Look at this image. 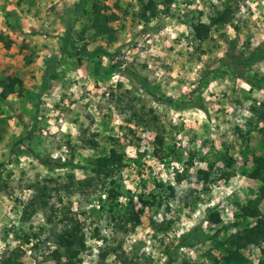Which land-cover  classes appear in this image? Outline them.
<instances>
[{"label": "rangeland", "instance_id": "374dc122", "mask_svg": "<svg viewBox=\"0 0 264 264\" xmlns=\"http://www.w3.org/2000/svg\"><path fill=\"white\" fill-rule=\"evenodd\" d=\"M262 48L264 0H0V264H258Z\"/></svg>", "mask_w": 264, "mask_h": 264}, {"label": "trees", "instance_id": "16d2710c", "mask_svg": "<svg viewBox=\"0 0 264 264\" xmlns=\"http://www.w3.org/2000/svg\"><path fill=\"white\" fill-rule=\"evenodd\" d=\"M92 13L94 14V22H98L100 17V9L99 7L95 6L94 10H92ZM197 29V28H196ZM198 38H202V34L196 32ZM68 42V35L64 36L62 39V46L61 51L64 56L69 57H75L77 61L80 63L82 61V58H89L92 59L98 54H102L105 56H108L109 53L105 51L104 49H96L93 51H90L86 48L76 49V50H70L66 44ZM264 48L258 49L257 52L250 55V61H253L257 55L262 52ZM240 78L244 79L247 83L250 84L247 79L240 75ZM13 86H9V89H5V85H3V89L0 92V97L5 98L8 93H11L13 89L11 90ZM41 162L47 166L56 165L58 167H63L65 165V162L60 161L59 159H42ZM96 169L95 172L97 174L104 173L106 176L107 174H110V172L114 168H120L124 166L123 156L120 153H117L114 149H110L109 154L107 156H104L96 161ZM198 174H200L201 177H206L208 175L207 170L199 169ZM251 176L257 178L260 181L259 186V198H264V157H255L254 158V168L251 171ZM106 195L109 197L111 195L116 196V193L114 189H108L106 191ZM243 214L245 217H253L256 219L255 223L251 225L250 227L245 229V233L236 239L232 237V241L235 243V246H246L250 243H256L261 244L264 243V218L260 215L259 210L257 208V204L253 206L247 207V209L243 210ZM208 220L212 224H217L220 221L219 215L217 213H213L211 215H208ZM238 223L235 222L234 225H237ZM78 227L76 225H72L71 227L66 226L63 230L56 233L55 235V242L56 245L62 249H64L65 256L69 258L74 250H77L79 245L84 244L82 236L78 233ZM217 234V232L215 233ZM185 237V236H184ZM183 237V238H184ZM262 256L263 258L260 259L258 264H264V246L262 247ZM72 264V263H71Z\"/></svg>", "mask_w": 264, "mask_h": 264}]
</instances>
